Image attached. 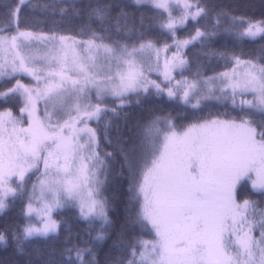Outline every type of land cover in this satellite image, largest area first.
<instances>
[{"label":"snow or ice","instance_id":"obj_1","mask_svg":"<svg viewBox=\"0 0 264 264\" xmlns=\"http://www.w3.org/2000/svg\"><path fill=\"white\" fill-rule=\"evenodd\" d=\"M0 7L7 25L0 29V82L14 81L0 90V215L19 200L27 221L0 230V247L26 257L23 264H102L99 253L117 228L114 201L104 194L115 172L129 195L116 255L106 253L103 264H264V46L248 59L211 46L221 35L264 41V0L261 19L216 10L207 0H72L59 8V20H21L19 5ZM49 9L57 10H42ZM85 16L75 35L66 34ZM189 25L192 32L180 38ZM197 43L200 55L225 70L190 61L184 50ZM212 101L237 115L178 123L186 118L181 105ZM133 105L147 118L130 122L125 108ZM105 120L101 138L90 122ZM65 209L78 210L86 239L73 242L72 225L53 218ZM62 224L61 249L34 247L55 241Z\"/></svg>","mask_w":264,"mask_h":264},{"label":"trees","instance_id":"obj_2","mask_svg":"<svg viewBox=\"0 0 264 264\" xmlns=\"http://www.w3.org/2000/svg\"><path fill=\"white\" fill-rule=\"evenodd\" d=\"M20 0H0V5H3L5 3L17 6L18 2ZM72 0H29L25 4H23L20 8L21 11L19 13V17L21 20L24 18H34L37 20H43L45 18L51 19H61L59 8L64 7L65 5H68L71 3ZM79 6H84L89 3V0H76ZM207 2L210 5H214L216 7V10L224 9L230 11L233 15H246L250 17H254L256 19H261V8H260V0H207ZM56 5V12L53 14L51 9L48 11H43L44 5ZM250 5H255V7H251ZM4 8L0 7V29L6 28L7 25L3 23V21L6 19L4 16ZM146 16L147 15H159V13H151L148 10H144ZM68 13H71V8L68 9ZM86 16L83 17V20H74L72 26H71V32L66 34H72L75 35L77 31H79V25L82 22H86ZM215 23L214 18H209V20L206 22L207 27L210 29L211 26ZM48 27V25H45V28ZM64 27H67L65 25ZM12 30V29H11ZM192 32V28L189 25L187 29H181L178 31L177 35L180 38H185L189 33ZM154 34H158L155 32ZM80 39H87V36L79 37ZM165 37L161 36V39H164ZM171 43V41H169ZM212 47L222 49L224 47H227L230 50H235L237 52H242L244 59L253 58L260 55L261 47L264 46V41H261L257 39L256 41H250V40H234L232 37L221 35L217 37L212 42ZM207 49H204L206 51ZM189 60H193L195 58H198L206 68L208 69H214L216 71H224L223 68V62L217 61L215 59H212L209 61V58L207 56L200 55V52L202 51L201 46L197 43L195 47L189 46V48H186L184 50ZM207 74L211 75L212 72L209 71ZM174 78L176 80L181 79V75L179 72H176L174 75ZM184 76H187L189 79L192 78V73L185 72ZM158 78V77H155ZM160 79V78H159ZM161 80V79H160ZM24 82L27 83L28 80L24 79ZM14 83V81L10 82H0V90H3L6 87H10L11 84ZM153 103H156L155 99L152 101ZM8 107H13L14 114H18V108L14 105H7ZM111 106V104H110ZM166 109L175 108V105L172 104H165L163 105ZM5 107V105L0 104V109ZM178 110L184 111L185 117L184 119L178 121V123L183 124L184 126H187L188 123L194 122L195 119L201 118V119H212V118H223L228 119L231 117H234L237 115V112L233 110V108L229 104H225L222 102H216L212 101L207 104V106L202 105L199 109H193L190 106L185 108L184 106H180ZM125 111L129 114V121L134 123L137 120L143 121L145 118H147L148 113L142 109L139 106L133 105L131 107L125 108ZM110 115V114H109ZM107 122V120L102 121L99 125L92 121L90 122V126L93 128H97L98 135L103 136V129L104 124ZM121 126L123 127L124 121H119ZM115 135V132L113 131V137ZM101 146L103 150L106 151H112L111 148H108L107 144L101 139ZM103 154V153H101ZM115 168H118V165L115 166ZM128 185L127 181L124 179L119 178L115 175V172H113L112 175L109 176L108 183L106 184L104 194L109 198L110 201H114L115 204V210L110 211V216H112L113 220L116 221L117 228L116 231L112 233L111 238L106 240L102 250L99 253L98 259L103 264V261L105 259V254L109 251L112 252L113 255H116V250L113 248L114 241L117 240V232L119 231V223L122 221L124 216V208L127 204V197L129 195L128 191ZM256 198V197H253ZM22 208L23 204L17 200L15 201L11 207L8 209L6 214L0 215V230H4L6 227L11 228L13 226L20 227L24 223H26V218L22 214ZM54 219L57 220H67L68 223L72 225V232L73 242H79L83 239H86L85 236V223L83 221L77 220L76 217L78 216V210L77 209H65L62 211H56L54 212ZM66 225H61L60 234L57 237L55 241H34L33 245L35 248L41 249L42 252L47 253L48 249L55 247L57 250L61 249L64 246V241L67 233L65 232ZM79 233L77 236L76 234ZM144 239H152L151 235H145L143 237ZM29 251H33L32 248L29 249ZM45 257H40L39 259H44ZM26 259L24 256H16L14 253L13 248L10 246L7 250H5L3 247H0V261H8L9 264H12L14 261L15 264H23V261ZM33 259L37 260L35 253L33 252Z\"/></svg>","mask_w":264,"mask_h":264},{"label":"rangeland","instance_id":"obj_3","mask_svg":"<svg viewBox=\"0 0 264 264\" xmlns=\"http://www.w3.org/2000/svg\"><path fill=\"white\" fill-rule=\"evenodd\" d=\"M27 1H29V0H25V3H26ZM25 3H24V4H25ZM17 5H19V6L21 7L23 4L21 5V4H20V1H19ZM175 11H176V13H178V12H179V9H176ZM12 31H13V32L15 31V21H13V24H12ZM172 51H175V49L173 48ZM171 54H172L171 51H169V52L167 53V55H168L169 57L171 56ZM162 64H163V57H162V59H161V65H162ZM175 73H176V72H174L173 75H174ZM150 75H151V78H152V79H157V78H155V77H159L161 80L163 79V77L160 76L159 73H156V72H153V73H151ZM25 79L28 80V78H25ZM28 82H29V80H28ZM248 98L250 99L251 97H248ZM229 105H230V104H229ZM230 106H231V105H230ZM212 119H213V118H212ZM220 119H223V118H220ZM31 179H32L33 182H35L36 179H37L36 175H33V176L31 177ZM37 195H39V193H37ZM36 206H39V201L36 202ZM53 215H54V212H53ZM53 218H54V216H53ZM32 222H33V223H37V225L39 226V217L33 216V217H32ZM257 234H258V233H257Z\"/></svg>","mask_w":264,"mask_h":264}]
</instances>
